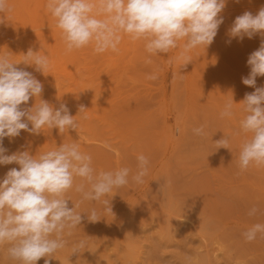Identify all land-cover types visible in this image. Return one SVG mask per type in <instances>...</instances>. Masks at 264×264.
Here are the masks:
<instances>
[{
    "label": "rangeland",
    "instance_id": "374dc122",
    "mask_svg": "<svg viewBox=\"0 0 264 264\" xmlns=\"http://www.w3.org/2000/svg\"><path fill=\"white\" fill-rule=\"evenodd\" d=\"M226 6L219 14L224 20L213 43L193 49L188 53L191 62L182 67L177 59L180 47L151 55L143 40L128 35L122 34L117 51L96 53L91 45L67 52L61 32L55 36V31L53 35L48 31L56 28L49 23L52 20L40 21V31L31 33L36 36L30 49L48 56V69L44 74L23 63L16 67L42 83L41 99L56 108L65 104L78 127L63 134L55 128L39 134L21 130L18 137L4 138L6 154L27 150L35 155L76 141L81 151L92 155L97 170L123 166L135 170L138 154L149 159L143 184L115 189L109 195L112 213L104 212L99 203L82 204L78 211L96 207L100 220L91 222L81 213L82 222L68 238V247L36 264H44L45 259L50 264H137L138 257V264H216V260L264 264V238L258 235L249 242L242 235L252 224L264 223V215L247 214L253 205L264 211V168H238L244 138L235 135L240 113L219 118L227 100L240 103L251 93L242 78L250 73L249 55L264 39L259 34L252 39L231 38L229 29L243 14L239 11L255 15L264 0H227ZM11 12L0 22V32L14 34L29 28L25 15ZM6 35L0 33V41ZM9 56L13 61L23 58ZM153 73L157 79H147ZM35 102L31 97L22 107ZM81 106L85 110L79 113ZM201 125H207L205 136L192 131ZM224 136L230 137L228 148H217L215 142ZM12 168L19 170V165H0V179ZM70 195L74 201L79 199L76 193ZM185 219L189 225L181 223ZM80 240L86 247L72 254V244ZM0 264H15L2 248Z\"/></svg>",
    "mask_w": 264,
    "mask_h": 264
},
{
    "label": "clouds",
    "instance_id": "9594fccd",
    "mask_svg": "<svg viewBox=\"0 0 264 264\" xmlns=\"http://www.w3.org/2000/svg\"><path fill=\"white\" fill-rule=\"evenodd\" d=\"M226 4L227 0H47L46 9L61 30L67 52L89 45L96 53L115 52L123 34L143 40L151 55L167 54L180 47L177 59L182 67L191 62L188 53L193 49L213 43L224 20L219 14ZM11 11L9 0H0V22ZM257 34L264 37V7L255 15L245 11L237 16L229 29V36L240 40ZM180 41L184 43L180 45ZM20 63L35 66L36 71L45 74L49 59L32 49L20 61H13L8 53L0 54V165H19V170L12 168L0 179V248L15 264H36L42 257L55 256L68 247V238L82 222L81 213L91 222L100 220L96 207L78 211L82 204L99 203L104 212L112 213L109 195L115 189L143 184L149 159L138 154L135 170L127 166L97 170L92 155L81 151L76 141L35 155L27 150L6 154L4 138L18 137L21 130L39 134L45 128H55L63 134L78 127L76 116L65 104L56 108L40 98L42 83L31 72L16 67ZM247 64L250 73L242 82L255 91L246 93L240 103L227 100L219 113L220 119L240 113L235 135L244 137L237 157L241 171L250 166L264 168V86L256 87V78L264 76V39L249 55ZM147 79L155 80L157 75L150 74ZM31 97L36 98L35 104L22 107ZM235 104L240 105L239 109ZM84 110L81 106L79 113ZM206 127L201 125L192 131L205 136ZM229 140L224 136L215 144L217 148H228ZM70 193H76L79 199L74 201ZM247 214L264 215V211L253 205ZM242 235L249 242L258 235L264 238V223L252 224ZM85 247L84 240L73 243L72 254ZM44 264L50 261L45 259Z\"/></svg>",
    "mask_w": 264,
    "mask_h": 264
},
{
    "label": "bare ground",
    "instance_id": "6f19581e",
    "mask_svg": "<svg viewBox=\"0 0 264 264\" xmlns=\"http://www.w3.org/2000/svg\"><path fill=\"white\" fill-rule=\"evenodd\" d=\"M46 2H44V0H9V4L12 8V11H15L16 14L20 15L21 17L22 16H26V22L27 20L29 21V28H21V30L19 29L18 32L16 33H12L10 34V32L7 30V31H4L5 29H3L2 33L4 32V34L6 35L5 32H9L7 33L8 35L10 34L11 36L7 37L6 35V38L4 36L3 40L0 41V54H3L4 52L6 53H9L12 55V58L13 57H18V56H23V54L28 51L30 49V46L34 43V41L32 40L33 37H35L36 35V31L39 30V25H42L40 24V21H43V22H54V23H51L49 22L53 27L54 25L56 26V21H55V18H53L51 16V14L48 12V10L46 9V3H47V0H45ZM239 1V0H238ZM243 1V0H242ZM247 1V0H246ZM252 1V0H251ZM256 1V0H255ZM258 1V0H257ZM250 2V1H249ZM253 3V2H252ZM261 5V4H260ZM242 6V5H241ZM240 6V7H241ZM225 7H228V6H225ZM246 8V7H245ZM259 8V7H257ZM249 9V8H248ZM250 10V9H249ZM228 12V11H227ZM244 13V11H239L238 13L241 14ZM258 12V9L255 11V14ZM12 13V12H11ZM235 13V12H234ZM253 13V12H252ZM17 16V15H16ZM24 16V17H25ZM23 17V18H24ZM99 18V17H98ZM101 18V17H100ZM28 23V22H27ZM45 23V24H46ZM44 24V23H43ZM24 25V24H23ZM51 25H47V26H51ZM45 26V25H44ZM49 28V27H48ZM40 31V30H39ZM52 35H53V31L54 34H58L59 32H61L60 30L57 29V27L55 29H51V30H48ZM35 32L34 34H31ZM46 32V31H45ZM39 33V32H38ZM40 34V33H39ZM38 34V35H39ZM55 34V36H56ZM49 35V33L47 34V36ZM51 36V35H50ZM258 36V35H257ZM260 37V36H259ZM2 38V37H1ZM35 39V38H34ZM252 39V38H251ZM263 39V38H262ZM1 40V39H0ZM9 41V43H7ZM33 41V42H32ZM138 41V40H137ZM258 41V40H257ZM261 42V41H260ZM6 43V44H5ZM37 43V42H36ZM35 44V43H34ZM34 46V45H33ZM32 46V47H33ZM134 47V46H133ZM34 48V47H33ZM33 50V49H32ZM119 53V52H118ZM124 54V53H123ZM121 57V56H120ZM22 58V57H21ZM135 58V56H134ZM133 58V59H134ZM16 59V58H15ZM131 59V58H129ZM128 59V60H129ZM131 61V60H130ZM128 62V61H127ZM33 67V66H32ZM29 68V67H28ZM27 68V69H28ZM186 68V67H185ZM162 75V74H161ZM161 78V76H160ZM163 80L165 78V76L163 75L162 76ZM49 80V79H48ZM162 81V80H161ZM56 82V80H55ZM57 83V82H56ZM156 83V81H155ZM57 85V84H56ZM261 86H264V76H258L256 78V87H261ZM163 87V86H162ZM151 90V89H150ZM251 93L255 91V88L251 87ZM179 130V129H178ZM183 225H189V220H184L183 222H181ZM144 233V231H143ZM213 257L216 259V255H213ZM139 258V261H140V257ZM137 260V258H136ZM139 261L137 260V264L139 263ZM216 264H219L218 261L216 260L215 261ZM135 264V262H134Z\"/></svg>",
    "mask_w": 264,
    "mask_h": 264
}]
</instances>
